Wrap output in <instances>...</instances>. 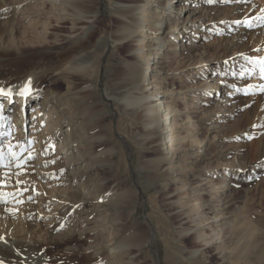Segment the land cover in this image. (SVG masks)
Returning <instances> with one entry per match:
<instances>
[{"label":"rangeland","instance_id":"374dc122","mask_svg":"<svg viewBox=\"0 0 264 264\" xmlns=\"http://www.w3.org/2000/svg\"><path fill=\"white\" fill-rule=\"evenodd\" d=\"M60 1L65 0H6L13 13L10 21L0 14V39L11 42L15 53L57 50L58 42L39 39ZM166 1L175 7L172 16L151 0L149 10L136 18V25L145 28L138 40L108 46L94 65L79 71L77 88L58 71L48 73L42 87L46 94L37 106L41 110L51 99V119L41 120L36 105L25 110L17 97L6 106L0 99L4 111L12 106L9 130L0 134L7 164L0 167V234L38 243L42 256L54 264H89L83 258L94 251L107 254V245L117 246L128 235L141 239L116 247L102 264H221L223 244L198 242V230L208 240L209 232L221 229H264V32L253 26L245 32L236 22L252 3L264 13V0H218L210 9L212 21L196 24L188 21L184 3ZM237 5L244 7L237 12ZM96 13L100 25L107 23L116 15L113 2L100 0ZM124 25L130 23L114 21L113 29ZM134 49L137 55H128ZM146 59V87L154 91L156 84L171 100L180 137H186L179 146L160 150L144 129L141 109L124 110L125 100L140 104L128 95L136 90H127L133 85L119 87L118 82L131 63ZM212 84L215 91H208ZM69 99L77 110L69 108ZM18 107L24 109L20 137L14 125ZM165 157L168 162L160 163ZM77 165L87 171L84 178L56 180V174L65 176ZM224 181L227 190L221 187ZM109 193L127 197L118 203L103 200ZM74 201H83L78 215L71 214L51 237L62 207ZM215 216L219 222H212Z\"/></svg>","mask_w":264,"mask_h":264},{"label":"bare ground","instance_id":"6f19581e","mask_svg":"<svg viewBox=\"0 0 264 264\" xmlns=\"http://www.w3.org/2000/svg\"><path fill=\"white\" fill-rule=\"evenodd\" d=\"M110 1H112L114 4V12L116 13V15L108 20L107 23H103L104 20H102V25L99 24L101 22V19L96 18L97 3H99L100 0H65L60 1L59 4H54V10H52L54 14L53 16H49L47 18L49 21L48 27L45 29L39 39V42L43 43L55 44V42H58L59 48L57 50H54L53 52L42 49H39L36 52H29V50L25 49L20 53H15L11 51L12 43L8 42L7 45H5L4 43L7 41H3L1 37L0 99H5L4 106L9 104L8 99H11L12 97L18 98L19 105L24 103L23 108H25V110L32 108L33 105L37 106L40 97L46 94L42 91V87L44 84H46L48 80L47 76L50 71H58L59 77L62 79H67V81H69V83L73 85L75 89L80 84L78 77L79 71L87 69L91 67V65H94L97 58L108 46H112L118 40L124 41L120 42L124 45H126V43L130 41L133 43V40L134 42L137 41L138 36H140V33L145 31V28L139 24L136 25V18L140 14V12H143V10H149L151 0ZM217 1L218 0H213L212 3H208V0H177V2L184 3L183 7L185 12L190 11L187 19L188 21L195 24L198 21L207 19L209 21H212L213 16H211L210 9L214 8V5L217 3ZM156 2H158V7H162V13L167 14V16H172L175 7L171 2L166 0H164L163 2H161L160 0H156ZM1 3L0 14L6 15L7 19L10 21L13 9L6 3V0H1ZM191 3H193L194 5L190 6ZM207 4H209L211 7L207 8ZM243 7L244 6L237 5L234 7V11L236 10L238 12ZM246 8L249 10L247 15L239 14L237 16L238 19L236 20V22L242 23L245 32H248V27L251 26H253L252 30L257 31L259 29V31L264 32V28H261L264 27L262 25L264 21V13L261 14V11H257L258 8L256 6V3H252L251 6L247 5ZM56 11H58V13H56ZM62 11L64 14L60 13ZM39 12L44 15L46 14V12L43 10H40ZM117 20H123L126 23H130V25H128V27L124 25L122 27V30H117L115 32L113 26L114 21L116 22ZM218 21L225 22L223 19H219ZM84 23H86L87 25L86 29H83V27L81 26ZM201 24L203 25V23ZM125 27L126 29H124ZM157 28H163L162 22L160 20H157ZM233 28H235V26ZM159 38L160 37H156V39ZM177 38L178 36H176L175 39ZM120 45L117 46L120 47ZM187 50L188 47L183 45V51ZM134 54H136L135 49L132 50L128 55ZM40 61H45L46 66H43L44 64L40 63ZM154 62L156 63L158 61L154 60L153 63ZM39 64H42L43 66L40 69L38 66ZM119 65L120 64L116 66L118 67ZM107 67H109V64L107 65ZM149 68L150 62L146 59L141 64L131 63L128 66V71L124 70V72L126 71L127 74L125 73L121 81L118 82V86L126 87L127 85H133L131 86V88H127V90L129 91L132 89H136L137 91L134 90L128 95L130 96L131 94H134L135 96L133 97L137 98V102H139L140 104V106H134L133 102L130 103L128 102V100H125L123 102L124 110H134L137 107L141 109L138 110V112H141L143 114L142 118L144 117L143 120H145L144 129L150 136H152V138H150L153 142L156 143L157 147L160 150L164 149V147L168 144L170 148H173L176 145L179 146L182 142H184V139L186 137H180V134L178 132L179 129L178 127H176V123L174 121L171 100L168 99L166 92L160 90V87L156 84L152 85L151 87H155L154 91H150L149 88L146 87V73ZM108 70L109 68L107 69V71ZM110 72H113V69ZM215 88L216 84H212L208 86L207 89L208 91H215ZM22 92L24 93L23 95H21ZM52 93L55 94L54 92ZM55 96L59 97L58 94H56ZM46 100L48 102L45 103L43 109L40 110L38 108L39 106H37V109L34 110L35 113L37 111L40 112L39 115L41 120L45 118L51 119L52 116H54L53 110H55V103L52 102L48 97L46 98ZM72 101L70 99L68 101V103H70L69 108L77 107L76 103H73ZM11 107H9V110L7 109V111H10ZM48 109L52 112L47 113ZM77 109L78 107L76 108V110ZM73 110V112L76 111L75 108ZM7 111H4L2 107H0V134L2 131L8 132L9 130L8 125L11 123V120L10 118L7 119ZM16 111L17 119L15 120L16 122L14 125H16V129L20 128L18 130L19 132L17 131L16 135V137H20L24 130V109L18 107ZM138 115L140 114L138 113ZM162 123L163 126H165L163 129L166 130V132L163 133V136L160 133V127ZM74 134V132H70L69 135L71 136V138H73ZM196 144L197 143H195V145ZM171 154L172 153L170 151L167 153V155ZM167 160V157H165L164 159H161L160 163H166L168 162ZM64 174L65 176L62 174H56V180H63L67 181L68 183H74L78 178H84V176H86L87 174V171L82 170L80 166L77 165L75 166L72 173L67 172ZM221 187H223V190L229 189L228 182L224 181ZM126 197L127 196L123 193L113 195L109 193L105 195L103 200H109L111 202L114 201L118 203L125 202ZM82 202L74 201V203L65 204L66 206L64 205L62 207L63 211H61L57 217L58 220L55 222V225L52 228L53 232L51 234V237L54 236V230L59 229L66 224V220L71 214L75 213L78 215L77 212L78 209L83 205ZM220 218L215 216L212 219V222H219ZM222 231L223 229H221V232H209L207 234V236L210 237L208 240L207 238H205V233H201V230L197 231L198 242L201 243V241H204L206 244H208L211 243V241H220L221 244H223L221 246V251L218 252L219 254H221V264H264V229L250 228L248 230H245L234 228L231 229V231H228V233ZM0 236L4 237V239L7 241V243L0 242V264H54L52 263V260L48 258L46 259V257L42 256V249L40 245H38V243H32L29 240L17 239L16 237L11 239L9 238V236L3 234H0ZM224 236L228 237L227 240H222ZM140 239L141 238L137 236H124L118 241L117 246L107 245V254L101 253L100 251H91L92 254L83 259L84 261L89 262V264H102V260H105L107 256H112V254L116 253V247H125L130 243H136L137 241H140ZM234 239H237V241H234ZM230 246L231 250L228 249V247ZM134 264L143 263L135 262Z\"/></svg>","mask_w":264,"mask_h":264},{"label":"snow or ice","instance_id":"6c2138e0","mask_svg":"<svg viewBox=\"0 0 264 264\" xmlns=\"http://www.w3.org/2000/svg\"><path fill=\"white\" fill-rule=\"evenodd\" d=\"M213 0H208V3H212ZM264 62V61H262ZM262 79H264V75H262L261 77ZM260 91L264 92V86H260ZM24 93L22 92L21 95H23ZM0 147H2V144H0ZM13 157H15V153H12ZM29 159H32V157H29ZM7 164L4 162L3 160V153L0 152V167H6ZM0 242H3V243H7V241L4 239V237L0 236Z\"/></svg>","mask_w":264,"mask_h":264}]
</instances>
